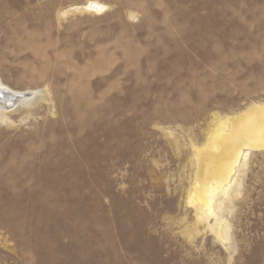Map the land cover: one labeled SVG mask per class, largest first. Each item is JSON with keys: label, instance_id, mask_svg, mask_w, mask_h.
I'll return each instance as SVG.
<instances>
[{"label": "rangeland", "instance_id": "374dc122", "mask_svg": "<svg viewBox=\"0 0 264 264\" xmlns=\"http://www.w3.org/2000/svg\"><path fill=\"white\" fill-rule=\"evenodd\" d=\"M0 75L40 92L0 120V264H264V149L199 191L264 120V0H0Z\"/></svg>", "mask_w": 264, "mask_h": 264}, {"label": "bare ground", "instance_id": "6f19581e", "mask_svg": "<svg viewBox=\"0 0 264 264\" xmlns=\"http://www.w3.org/2000/svg\"><path fill=\"white\" fill-rule=\"evenodd\" d=\"M104 7L95 1L87 5L88 9L97 11ZM39 94L40 92H21L13 89L0 75V120L8 122L10 112L18 106L31 104ZM261 117L256 110L242 114L234 119L228 132L221 128L217 131L214 149H207L206 154H201L203 176L199 191L206 194L204 199L210 209L215 191L229 187L236 168L249 157L250 152L253 149H264V120Z\"/></svg>", "mask_w": 264, "mask_h": 264}]
</instances>
